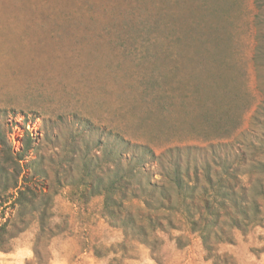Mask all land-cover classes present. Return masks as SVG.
<instances>
[{
    "label": "rangeland",
    "instance_id": "rangeland-1",
    "mask_svg": "<svg viewBox=\"0 0 264 264\" xmlns=\"http://www.w3.org/2000/svg\"><path fill=\"white\" fill-rule=\"evenodd\" d=\"M197 1L231 47L244 82L241 106L252 102L237 129L195 132L202 102L216 92L201 83L218 62L188 56L153 20L160 6L186 15ZM258 12L256 0H0V134L8 140L0 144V226L7 223L0 264H264V199L257 195L264 173L250 166L264 161V59L255 58L264 21L256 19ZM240 113L234 112L236 121ZM112 131L157 154L197 147L189 162L193 179L200 167V184L206 161L221 171L224 159L235 164L240 158L248 173L233 185L251 189L261 224L233 229L222 210L225 232L212 240L209 258L177 207L156 203L148 210L139 199H119L110 218L102 196L74 202L85 158L98 175L109 173L102 155ZM29 136L34 141L25 152ZM18 175L24 196L14 203ZM152 179L164 180L159 174ZM189 203L198 217L200 202ZM129 215L137 226L125 229Z\"/></svg>",
    "mask_w": 264,
    "mask_h": 264
},
{
    "label": "trees",
    "instance_id": "trees-1",
    "mask_svg": "<svg viewBox=\"0 0 264 264\" xmlns=\"http://www.w3.org/2000/svg\"><path fill=\"white\" fill-rule=\"evenodd\" d=\"M202 1L206 2V0ZM256 4L259 11L256 19L264 21V0H256ZM201 6L202 3L197 1L186 15L160 6L153 14V20L158 28L164 27L168 30V35L173 36L174 43H178L188 56L212 57L216 63L218 62L219 68L212 72L211 79L207 78L201 83L205 91L216 89V92L207 97L208 102L213 101L212 104L202 102L203 107L198 115L199 120L194 124L195 132L198 134L201 132L217 133L227 130L231 124L236 125L237 129L242 125L240 118L251 108L252 102L250 101L247 106H241L243 105L242 92L245 90L244 82L239 76L237 63L230 60L231 47L224 46L225 40L216 36L214 30L216 31L217 27L204 19L205 16L200 10ZM149 14L147 11L146 20L151 16ZM208 43L213 46L209 47ZM255 55L256 59L260 57L264 59V44L261 40L256 46ZM232 104L235 109L231 108ZM232 111L235 114L238 111L241 112L237 121ZM110 134V139L104 144L106 149L102 155L104 161L110 163L109 173L105 176L98 175L92 159L85 158L82 165V176L78 179V183L74 182V202L86 204L88 196H102L104 215L110 218H114L117 207L122 205L119 199L121 201L139 199L148 210L154 209L153 206L156 203L162 209L177 207L187 226L198 232L209 258L214 257L212 240L220 238V234L225 232L221 225L222 210H225L228 216L227 221L224 222H227L226 224L233 229L245 231L261 224L259 217L261 204L256 196L251 194V189L244 185H233L234 180L248 173L242 168L243 161L240 158L235 160V164L229 163L228 159L224 161L222 159L223 162L219 164L221 171H215L211 163L206 161L205 182L200 184V167L196 168L193 179L189 162V157L195 159L193 149L197 147H169L163 153L157 154L148 144L133 143L113 131ZM33 141V137L29 136L24 141L23 151L26 152L32 146ZM7 143L6 137L0 134V144L5 146ZM210 147L214 149L213 145ZM123 150L128 152L126 153L128 157L124 155ZM23 156L20 155L19 159ZM214 156V158L217 157ZM154 165L159 166L161 170L152 174L149 167ZM250 166L264 173L263 160L254 161ZM158 174L165 182H153L152 178ZM19 175L11 186L17 189L14 203L19 202L24 196L18 185ZM171 188L175 189L176 196L179 198L178 206L174 201ZM117 195L120 197L118 198ZM257 195L264 199V190L259 191ZM196 199L200 202L198 217L189 203ZM136 226L133 215H129L121 223V227L125 229ZM6 232L7 223L5 222L0 226V245Z\"/></svg>",
    "mask_w": 264,
    "mask_h": 264
}]
</instances>
